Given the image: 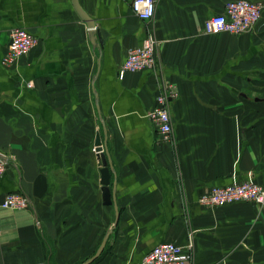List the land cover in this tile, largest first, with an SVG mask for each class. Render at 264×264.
<instances>
[{"label":"crops","instance_id":"1","mask_svg":"<svg viewBox=\"0 0 264 264\" xmlns=\"http://www.w3.org/2000/svg\"><path fill=\"white\" fill-rule=\"evenodd\" d=\"M133 0H0V204L11 193L31 204L0 207V264H141L157 245L194 239V264H264V205L207 208V191L251 181L264 187V0L247 34L208 35L205 21L234 0H158L150 22ZM37 45L3 65L11 33ZM149 33L154 70L119 78L129 51ZM172 85L171 139L148 118ZM114 173L106 202L104 141ZM114 184V186H113ZM113 200V199H112Z\"/></svg>","mask_w":264,"mask_h":264},{"label":"built area","instance_id":"2","mask_svg":"<svg viewBox=\"0 0 264 264\" xmlns=\"http://www.w3.org/2000/svg\"><path fill=\"white\" fill-rule=\"evenodd\" d=\"M158 0H133L132 12L141 21L150 22L157 11ZM259 4L250 0L231 1L225 11L209 17L203 30L208 35L234 34L241 35L253 31L261 19ZM38 40L24 29H15L11 33L8 51L3 58V65L12 66L27 56L37 45ZM158 63L157 41L154 34L149 33L143 44L129 51L127 58L119 70V78L123 80L129 73L154 70ZM176 98L172 85H166L156 98V104L148 113L154 123L159 137L163 141L171 139L173 123L170 113V102ZM7 164L0 161V179L4 176ZM240 202L264 205V187L251 181L235 183L226 187H216L204 193L199 204L207 208L223 207ZM29 205L28 200L19 193H11L0 204L3 209L22 210ZM194 239L191 237L185 246L165 242L157 245L142 260L141 264H194Z\"/></svg>","mask_w":264,"mask_h":264},{"label":"water","instance_id":"3","mask_svg":"<svg viewBox=\"0 0 264 264\" xmlns=\"http://www.w3.org/2000/svg\"><path fill=\"white\" fill-rule=\"evenodd\" d=\"M73 1V5L77 11V13L80 15V17L87 23L88 28H89V33H90V39L91 42L94 46V48H99L100 44L98 42V36L96 35V26L94 21L86 15V13L81 9L78 0H72ZM96 147H97V151L101 153V158H102V162H103V170H102V184L105 187V193H106V202L108 204H114L115 205V200L113 197V192H115V189L113 190V192L111 193L110 191V187H111V173H114V168L112 167L111 164V160L109 157V153L107 150V129L104 130V141L102 140L101 136L98 135L97 140H96ZM0 161L4 162L5 164L8 163V160L6 158L3 157V155L0 154ZM114 186V184H113ZM113 199V200H112ZM29 204H31L29 202ZM115 210H116V220L114 223V226L116 227L119 221V211L115 205ZM112 233V230H110L105 238L103 243L101 244V246L99 247V249L97 250V252L95 253V255L93 257H91L89 260H87L86 262H84L83 264H92L94 261H96L101 254L103 253L106 244L108 242V239L110 237Z\"/></svg>","mask_w":264,"mask_h":264}]
</instances>
